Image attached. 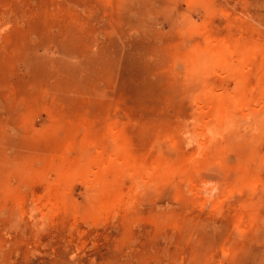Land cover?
Returning <instances> with one entry per match:
<instances>
[{
    "label": "rangeland",
    "instance_id": "obj_1",
    "mask_svg": "<svg viewBox=\"0 0 264 264\" xmlns=\"http://www.w3.org/2000/svg\"><path fill=\"white\" fill-rule=\"evenodd\" d=\"M0 264H264V0H0Z\"/></svg>",
    "mask_w": 264,
    "mask_h": 264
},
{
    "label": "bare ground",
    "instance_id": "obj_2",
    "mask_svg": "<svg viewBox=\"0 0 264 264\" xmlns=\"http://www.w3.org/2000/svg\"><path fill=\"white\" fill-rule=\"evenodd\" d=\"M202 65H203V64H202ZM208 65H209V64H208ZM201 68H203V66H202ZM204 69H205V66H204ZM202 71H203V69H202ZM205 71H206V70H205ZM200 72H201V71H200ZM197 76H198V75H196V77H197ZM199 76H201V75H199ZM235 77H236V80H237L238 77H237V76H235ZM200 78H201V77H200ZM200 78H199V79H200ZM199 79H198V80H199ZM237 81H238V80H237ZM193 82H195V80H194ZM193 82H192V83H193ZM242 82H243V80H242ZM243 83H244V82H243ZM241 84H242V83H241ZM190 86H191V85H190ZM191 87H193V86H191ZM192 90H195V89H192ZM189 92H190V91H189ZM189 92H188V93H189ZM193 93H197V92H193ZM197 95H198V94H197ZM189 96H191V95H189ZM198 96H199V95H198ZM187 97H188V96H187ZM193 97H195V95H194ZM196 97H197V96H196ZM187 99H188V98H187ZM190 99H191V98H190ZM234 99H235V98H234ZM194 100H195V99H194ZM194 100H192V101H194ZM235 100H236V99H235ZM237 100H238V99H237ZM224 101H225V100H224ZM194 102H195V101H194ZM221 102H223V101H221ZM231 102H232V100H231ZM231 102H230V105H229V106H230V110H231V108H233V110H235V109H234V108H235V107H234V103L231 104ZM237 102H238V103H237ZM237 102H236L237 104H236L235 106H236V108L238 109V106H237V105L241 102V100H238ZM215 103H216V102H215ZM224 103H225V102H224ZM224 103H222V104L220 103V106H222V105L224 106ZM192 106H193V105H192ZM217 106H218V105H217ZM217 106H216V107H217ZM220 106H219V107H220ZM229 106H228V107H229ZM219 107H218V108H219ZM228 107L224 106V109H226V108H228ZM220 109H222V108H220ZM220 109H219V110H220ZM224 109H223V110H224ZM228 109H229V108H228ZM195 110H196V109H195ZM195 110H193V111H195ZM217 110H218V109H217ZM217 110H216V111H217ZM219 110H218V111H219ZM223 110H220V112H221V111L224 112ZM231 111H232V110H231ZM231 111H229V112H227V113L225 112L224 114H228V113H230V115H231V114H232ZM195 112H196V111H195ZM214 112H215V111H214ZM214 112H213V113H214ZM214 114H215V113H214ZM237 114H238V113H237ZM176 115H177V114H176ZM217 115H218V114H217ZM230 115H229V116L225 115L224 117H220L221 114H219V116H217V117H220L219 119H224V118H225V120H226V119H229V120H227V121H228L229 123H231V125H232V124L236 123L235 120H236L237 117L233 120L234 117H232V116H230ZM194 116H195V115H194ZM179 117H180V116H179ZM211 117H214V116H211ZM211 117H210V120H213V119H216V118H217V117H216V118L211 119ZM226 117H227V118H226ZM194 119H195V118H194ZM185 120H187V119H185ZM189 120H190V119H189ZM225 120H224V122H221V121H220L221 123H223V124H221V127H224V125H229V124H227V121H226V123H225ZM196 121H197V119H196ZM214 121H216V120H214ZM237 121H238V118H237ZM239 121H240V120H239ZM239 121H238V122H239ZM184 122H185V121H184ZM211 122H212V121H211ZM186 123H187V122H186ZM213 123H214V122H213ZM218 123H219V122H218ZM183 125H184V126H183L184 129L186 130V127H187L188 125H187V126H186L185 124H183ZM191 125H193V124H191ZM211 125H212V124H210V126H211ZM215 125H216V124H215ZM195 126H196V124H195ZM210 126H208V127H210ZM233 126H235L236 129L238 128L237 130H239V127H240L239 125L234 124ZM238 126H239V127H238ZM213 128H214V127H213ZM229 128H230V127H228V130L230 131ZM216 129H217V128H216ZM226 130H227V129H226ZM232 130H234V129L232 128ZM188 131H190V132H188V133H192V132H194V130H188ZM206 131H207V130H206ZM224 131H225V129H224ZM185 132H186V131H185ZM203 132H205V131H203ZM209 132H210V131H209ZM218 132H219V131H218ZM237 132H239V131H237ZM237 132L235 131L234 134L237 133ZM213 133H214V134H212V135L214 136L216 132L214 131ZM220 133H221V132H220ZM222 133H223V132H222ZM222 133H221V134H222ZM240 133H241V132H240ZM217 134H218V133H217ZM230 134H232V133H230ZM241 134H242V133H241ZM241 134H240V135H241ZM190 135H191V134H190ZM203 135H204V134H203ZM222 135H223V134H222ZM237 135H238V133H237ZM206 136H207V135H206ZM209 136H210V135H209ZM230 136H231V135H230ZM233 136L235 137V135H233ZM204 137H205V136H204ZM222 137H223V136H222ZM238 137H239V135H238ZM239 138H241V137H239ZM209 139H210V137H209ZM222 139H223V138H222ZM235 139H238V138H235ZM236 141H237V140H236ZM160 143H161V142H160ZM160 143H159V144H160ZM229 143H230V142H229ZM229 143H228V145H230ZM231 145H233V144H231ZM231 145H230V146H231ZM249 145H251V144H249ZM249 147H250V146H249ZM255 159H256V158H255Z\"/></svg>",
    "mask_w": 264,
    "mask_h": 264
}]
</instances>
